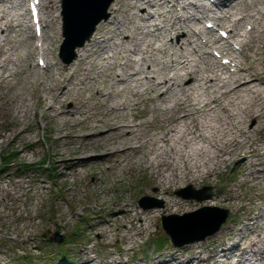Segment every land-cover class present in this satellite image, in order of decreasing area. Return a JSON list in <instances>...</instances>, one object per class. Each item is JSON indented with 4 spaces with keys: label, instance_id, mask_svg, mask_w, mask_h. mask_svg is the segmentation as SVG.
Instances as JSON below:
<instances>
[{
    "label": "bare ground",
    "instance_id": "bare-ground-1",
    "mask_svg": "<svg viewBox=\"0 0 264 264\" xmlns=\"http://www.w3.org/2000/svg\"><path fill=\"white\" fill-rule=\"evenodd\" d=\"M215 3L219 14L210 15L214 10L205 6L204 0H114L111 16L97 25L72 62L64 63L65 66L54 61L49 64V79L39 82V86L46 83L39 106L48 105L46 115L54 112V120L62 122H58L60 126L76 127L56 138L58 143L65 139V146L74 158L69 167L99 164L129 154L132 155L129 160L144 154L145 159H151L157 166L174 167L175 172L170 169L168 174L161 173V179L152 183L158 188L155 195L164 199L165 210L174 213L191 208H181L172 190L182 184L211 182L219 170L216 166L234 163L255 185L264 180V0H215ZM164 5L169 8L160 10ZM21 8L19 0H0L1 83L6 79L8 64L14 61L4 51L3 42L11 31L24 26ZM44 8L46 19L55 29L59 27L60 16H54L59 13L56 0H44ZM206 16L228 19L233 27L230 38H234L237 26L253 21L247 31L250 39L239 49L244 62L227 53L233 45L230 39L223 44L208 32L194 28L193 23ZM45 29L41 35L49 43L52 35ZM212 47L220 48L224 63L228 64L221 59L209 63L208 49ZM50 49L44 44L40 52L47 54ZM58 103H71L75 107L59 110ZM142 104L146 109L140 114ZM0 110L10 112L3 104ZM151 113L152 118L147 119ZM248 121L255 124L247 126ZM124 141L127 143L121 147L118 142ZM235 198L233 186L227 185L223 195L216 194L207 202L234 205ZM260 198L262 202L256 206L261 212L251 223L254 227L250 232H256L258 220L264 217V190ZM112 210L122 211L123 215H112L116 220L132 212L123 206ZM142 215L136 211L132 216L141 222V229L144 219H148ZM112 217L103 221L105 227L90 222L89 230L98 233L100 241L107 236ZM56 225L57 221L50 222L48 228ZM66 226L67 223L64 229ZM229 236L238 240L231 244L222 242L221 249L214 248L207 257L203 256V250L193 249L195 254L186 261L175 255L164 258L160 264H226L232 256L240 260L244 253L253 255L252 262L264 264V239L259 234V239L241 247L245 250L242 252H239L241 230L230 231ZM253 246L256 249L247 250ZM89 251L88 247L80 249L66 258V264L130 263L129 259L103 262L98 256L90 257Z\"/></svg>",
    "mask_w": 264,
    "mask_h": 264
},
{
    "label": "rangeland",
    "instance_id": "rangeland-1",
    "mask_svg": "<svg viewBox=\"0 0 264 264\" xmlns=\"http://www.w3.org/2000/svg\"><path fill=\"white\" fill-rule=\"evenodd\" d=\"M19 1L22 4L19 12H24L25 18H22L24 26L20 28L21 30L17 27L11 31L3 42L4 51L14 61L8 64L4 73L6 79L0 82V105L3 104L10 110V112L0 110L3 112L0 116V166L3 156L16 154L13 163L0 173V264H66L67 257L87 247L90 249V257L98 256L103 262L129 259V264H160L164 258L168 259L175 255L186 261L195 254L193 249L203 250V256L207 257L208 252L214 248L221 249L222 242L231 244L238 240L236 236L230 239V231L242 232L239 252L245 251L241 247L247 246L251 240H257L259 237L264 239V217L258 220L259 227H256V232H250L254 227L251 223L256 221L261 212V208H257L256 205L262 202L260 196L263 195L264 180L255 185L252 178L248 177L245 171H239L234 163L216 166L219 170L211 177V182L203 181L198 185L182 184L179 189L172 190L173 197L180 202L181 208H191L185 212L203 206H219L229 210L227 221L215 234L182 247H174L169 239L159 247V243L166 236L161 227V216L174 212L165 210L164 199L155 195L158 188L152 186L154 181L161 179V173L168 174L170 169L175 172L174 167L157 166L158 164L153 163L151 159H145L144 154L136 155L135 160H129L131 155L129 154L111 157L99 164L69 167L74 158L71 157L69 148L65 146V139L58 143L56 138L76 127L64 124L60 126L58 122L61 120H54V112L46 115L48 105L39 106V96L45 95L46 85L44 83L43 86H39V82L49 79L47 72L49 64L54 61L65 66L58 56L63 41L61 0H58V3L56 0L59 13L57 11L54 16H60V26H56V29L53 23L46 19L43 8L44 20L41 26L45 29L44 25L47 24L45 30L52 35L50 44L44 36L42 37L44 31L37 37L30 27L28 2L31 0ZM213 1L204 0V4L215 8ZM111 6L108 8L109 17ZM164 9V6L160 8ZM215 11L219 14L218 9ZM213 13L210 12V15H214ZM173 14L171 13V16ZM207 20L216 22L217 30L208 29ZM252 22L249 20L237 26L233 32L234 38H228L233 45L229 47L227 53L237 57V61L244 62L239 49L242 43L250 39L247 31L251 30ZM195 23H193L195 29L208 32L211 38L220 40L218 32L220 29L232 35L230 30L233 27L228 19L216 20L206 16ZM202 37L205 39L204 34ZM226 40L220 43L225 44ZM44 44L51 48L47 54L40 52ZM208 50L211 52L209 63L212 64L213 59H218L216 54H220V48L212 47ZM246 53L249 54L248 51ZM41 58L46 61L47 67L40 66ZM56 86L59 87L58 84ZM59 93L60 90L55 92L56 95ZM62 107L72 109L75 106L71 103L56 105L59 110H62ZM145 109L143 104L140 105V114H143ZM25 111L27 114L24 116ZM142 118L143 116L140 117ZM146 118L151 119L152 113ZM252 124L255 123L248 121L247 126ZM23 128V133L20 134ZM15 135L17 137L12 140ZM126 143L118 142L121 147ZM56 151H60V154H56ZM210 166L213 167L208 165ZM227 185L234 188L236 195L234 205L223 203L214 205L207 202L209 199L199 202L196 199L182 197L203 186L220 187L221 193L216 194L223 195L224 187ZM189 186L191 189H187ZM145 195L153 198L148 200L149 204L162 202V207L143 209L139 201ZM242 205L244 208L238 207ZM122 206L130 208L132 212L129 215L124 213L122 220H116L112 215L123 214L122 211L113 212L112 208ZM136 211L142 213L143 217H148L143 221V229L140 227L141 222L132 218ZM111 217L106 231L107 236L100 241L99 234L89 229L93 223L105 227L103 221ZM53 221H57L56 227L48 228V224ZM78 229L80 230L77 232ZM55 232L62 236L60 243L50 240ZM252 249H256V246L247 248L248 251ZM252 258L253 255L244 253L240 260L232 256L226 264H261L252 262Z\"/></svg>",
    "mask_w": 264,
    "mask_h": 264
},
{
    "label": "water",
    "instance_id": "water-1",
    "mask_svg": "<svg viewBox=\"0 0 264 264\" xmlns=\"http://www.w3.org/2000/svg\"><path fill=\"white\" fill-rule=\"evenodd\" d=\"M62 1V35L64 41L60 47V58L66 64L76 57V48L82 47L94 33L97 24L108 17V8L114 0H61ZM187 189H191L189 186ZM221 188L203 186L189 194L185 199H196L203 202L221 193ZM153 198L145 195L139 203L143 209L162 207V202L148 203ZM229 210L219 206H203L197 210L183 214L172 213L161 216V227L175 247L206 239L215 234L227 221ZM51 241L60 243L62 236L55 232Z\"/></svg>",
    "mask_w": 264,
    "mask_h": 264
},
{
    "label": "trees",
    "instance_id": "trees-1",
    "mask_svg": "<svg viewBox=\"0 0 264 264\" xmlns=\"http://www.w3.org/2000/svg\"><path fill=\"white\" fill-rule=\"evenodd\" d=\"M16 156V154L14 153H10L8 154L7 156H3L1 158V166H0V173H2V171H5V168L7 166H9L11 163H13V158ZM25 166L29 165V164H24ZM80 229L77 230V232L79 231ZM76 232V233H77ZM167 242L168 241V238H166V236H164V238L161 240V242L159 243V247H162L163 246V243L164 242Z\"/></svg>",
    "mask_w": 264,
    "mask_h": 264
}]
</instances>
